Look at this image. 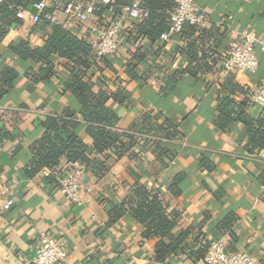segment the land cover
Wrapping results in <instances>:
<instances>
[{
	"label": "crops",
	"instance_id": "crops-1",
	"mask_svg": "<svg viewBox=\"0 0 264 264\" xmlns=\"http://www.w3.org/2000/svg\"><path fill=\"white\" fill-rule=\"evenodd\" d=\"M195 1L211 25L225 31L223 41L213 48L222 56L243 31H252L258 41H264V0ZM40 13L35 7L26 9L23 25L10 29L0 42V56L7 54L8 45L16 40L24 39L38 47L44 44L52 23ZM55 18L54 25L70 29L63 11H56ZM139 23L122 18L120 34L128 41L123 44L127 52L117 59L120 66H126L131 54L143 48L146 51L139 72L161 67L167 74L185 68V55L174 51L176 46H183L182 42L159 39L150 46L149 41L135 34ZM33 26L36 29L32 30ZM86 30L87 25L80 34L86 36ZM157 51L160 52L154 57ZM256 54L259 65L254 74L236 72L229 76L248 93L264 80V53ZM3 62L17 68L20 74L32 65L31 61L11 56ZM64 62L56 58L58 68L50 81L32 92L27 91V80L20 75L10 94L0 101V264H33L41 232L61 243L69 264H199L200 260L193 261L187 255L155 262L152 254L156 240L143 241L141 227L130 217L100 231L107 220L104 203L119 202L137 179L148 188L160 189L169 210L179 214L174 232L189 230L191 237L197 238L191 244L192 251L201 248L205 241L224 240L229 253L245 251L264 262L263 187L258 181L264 167V149L253 155L246 153L239 124L226 132L214 128L216 92L227 78L220 72H209L196 83L186 80L162 100L157 95L161 73L137 81L125 75L124 67H119L116 74L108 72V90L114 92L122 86L129 96L124 106H113L117 108L119 131L131 132L146 113H160V120L167 118L177 126L180 134L162 141L166 149L163 165L147 150L140 163H115L100 182L84 173L81 205L72 204L55 181L39 173L28 178L24 169L30 162V147L41 135L35 122L46 116H59L73 103V98L62 90L67 75ZM116 79L120 84L114 83ZM243 99L240 94L234 97L236 102ZM247 111L264 120V109L249 106ZM8 114L11 116L3 119ZM82 138L90 144L85 136ZM202 157L213 163V172L208 173L201 166ZM180 174L183 178L177 185L179 192H174L171 186ZM228 215L234 221L222 230L219 223Z\"/></svg>",
	"mask_w": 264,
	"mask_h": 264
},
{
	"label": "trees",
	"instance_id": "trees-1",
	"mask_svg": "<svg viewBox=\"0 0 264 264\" xmlns=\"http://www.w3.org/2000/svg\"><path fill=\"white\" fill-rule=\"evenodd\" d=\"M39 0H2L0 2V42L10 29L19 28L23 20L16 17L18 8L31 9ZM83 0H50L45 10L51 12L56 2L67 3ZM132 0H113L112 5L94 4L93 15L99 26H105V18L116 19L121 14V8ZM140 6L147 12V17L137 24V36L155 45L160 35L169 29V13L174 9L173 0H141ZM110 7L112 11H109ZM42 12L40 13L42 17ZM133 24H136L135 22ZM36 29V26L31 28ZM81 25L72 24L65 30L61 26L50 24L49 33L44 44L40 47L29 41L20 39L10 43L7 54L0 56V101L4 100L13 89L17 78L22 75L27 80V91L48 83L53 71L58 66L55 59L65 61L62 67L66 70V79L62 84L64 93L73 98L70 108H66L59 116H46L35 122V127L41 130V135L30 147L31 158L24 172L28 178H33L41 170L51 173L64 174L69 169L82 168L85 174L91 175L100 182L119 162H141L142 155L147 150L162 165L166 156L163 140L176 138L180 132L169 119L160 120L161 114H144L133 126L131 132L117 129L119 121L117 108L124 106L129 100L127 92L118 86L114 92L107 88L111 78L106 74H116L119 67H124L125 75L137 81H143L155 72L161 73V85L157 95L159 100L165 99L182 82L196 83L209 72H220L224 55L213 48L218 47L225 37V31L211 25L201 29L185 22L177 34L168 41L183 44L176 46L175 52L184 54L187 59L185 68L173 73L162 71L161 67H150L148 71L139 72L143 66L144 52L139 48L131 54L129 63L120 66L117 59L123 55V44L127 37L118 34L116 54L112 57L97 59L89 45V31L86 36L80 34ZM131 37V36H128ZM167 41V42H168ZM161 49L164 50L162 46ZM157 51L154 57H157ZM14 57L20 61H31L32 65L21 74L14 66L3 62L5 57ZM153 71V73H152ZM120 84L118 79L114 80ZM217 94L216 116L213 126L217 131L226 132L234 125L242 126L245 139L244 150L253 155L264 149V120L253 117L247 110L250 104L248 90L236 84L227 77L220 84ZM244 97L242 102H236V95ZM116 105L117 108H113ZM254 107V106H252ZM257 108V107H255ZM11 115L4 116L7 119ZM145 135V136H143ZM85 136L90 144L83 140ZM201 166L208 172L214 171L215 166L207 158L202 157ZM183 175H177L171 190L179 192L178 183ZM47 180L54 181L53 177ZM263 187L261 200L264 202V167L258 176ZM83 198V196H82ZM107 220L100 231L112 227L125 217L133 219L142 230L143 241L156 240L153 247L152 259L155 262H165L172 257L187 255L193 261L201 260L209 246L205 241L203 246L195 251L191 244L196 242L189 230L176 234L179 214L169 210L167 202L162 197L159 188L146 187L140 179L129 185L128 190L119 202L104 203ZM234 221L233 216H226L219 228L227 230Z\"/></svg>",
	"mask_w": 264,
	"mask_h": 264
},
{
	"label": "built area",
	"instance_id": "built-area-1",
	"mask_svg": "<svg viewBox=\"0 0 264 264\" xmlns=\"http://www.w3.org/2000/svg\"><path fill=\"white\" fill-rule=\"evenodd\" d=\"M2 0H0L1 2ZM174 9L169 13V29L160 35V39L167 42L169 38L177 34L181 26L187 22L198 28L205 29L211 26L204 12L195 0H173ZM50 0H39L35 8L42 12V18L49 23L57 24L55 12L61 10L67 16L66 25L78 24L81 27L87 25L91 37L89 45L97 59L112 57L116 54L117 44L115 38L121 31L122 18L132 21H140L147 17V12L140 6L139 0H132L121 8V14L116 19L105 18V26H99L95 19L94 5L84 1H71L67 3L56 2L51 12L45 11L49 7ZM102 5H112L113 0H98ZM109 11H112L110 7ZM19 19H24L25 8H18L15 13ZM230 19V18H229ZM264 53V41H258L252 31H243L238 34L237 41L224 55L220 73L229 77L236 72L254 74L259 65L257 52ZM250 104L259 109H264V80H260L257 88L249 93ZM43 178L53 177L61 192L74 205L82 204L83 186L82 168L69 169L66 173H51L41 170ZM33 264H69L68 255L61 243L46 232L38 236V247L35 251ZM199 264H264L245 251L229 253L226 250L224 240L210 242Z\"/></svg>",
	"mask_w": 264,
	"mask_h": 264
}]
</instances>
